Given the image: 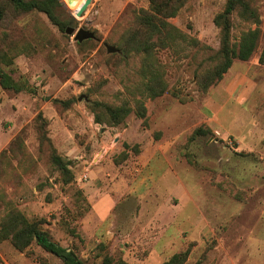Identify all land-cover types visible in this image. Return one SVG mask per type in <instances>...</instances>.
I'll return each mask as SVG.
<instances>
[{
  "label": "rangeland",
  "instance_id": "obj_1",
  "mask_svg": "<svg viewBox=\"0 0 264 264\" xmlns=\"http://www.w3.org/2000/svg\"><path fill=\"white\" fill-rule=\"evenodd\" d=\"M251 1L259 15L256 50L247 60L234 59L222 77L204 92L196 86L195 72L209 64L208 57L218 48V29L212 19L225 0H189L168 18L187 42L157 51L167 90L153 99H144V124L129 113L117 126L94 123L86 105L92 99L115 105L128 99L132 104L129 92L137 93V57L130 55L107 65L101 53H108L106 45L115 47L134 12L147 8V0H94L79 17L73 15L66 1L63 4L60 0L59 14L74 21L71 27L96 31L95 39L81 45L42 13L22 17L18 26L29 41L38 40L40 44L33 52L17 55L12 64L14 79L26 81L33 91L13 93L0 88V152L16 134H20L24 148V153L16 150L18 160L11 159V166H0V198L9 196L28 218L44 217L43 227L61 245L77 243L80 237L78 255L86 264H99L92 239L81 232L80 218L68 221L76 237L60 226L63 208L73 213L74 189L83 191L94 177V186L102 195L107 193L117 199L112 225L127 223L143 187L119 199L122 189L112 190L111 185L117 181V174L136 176L139 151L145 147L150 152L156 146L159 155L150 160L145 171L161 170L162 175L148 183H157V193L170 192L172 207L180 206L173 194L182 190L188 197L183 200L184 207L179 208L180 214L177 212V220L170 224V235L161 232L160 256L187 248L182 264H264V65L257 62L264 43V0ZM231 22L233 40L246 25L236 16L231 17ZM4 31L0 28V37ZM191 39L197 43H188ZM71 97V106L57 114L55 100ZM37 112L47 120L46 135L57 153L70 161L68 167L74 176L71 185L58 182L47 150L38 143L34 125ZM199 125L208 132L188 140ZM120 152H125L127 158L115 165L112 159ZM82 174H86L85 180L80 179ZM1 209L0 202V215ZM115 227L111 229L120 238V246H116L117 242L111 246V239L107 250L121 257L124 242ZM147 229L145 235L135 230L129 236L132 257L138 264L161 263L166 259H144L161 227L151 220ZM169 238L170 244H165ZM27 253L14 250L7 241L0 242V262L2 257L8 264H39L36 257L41 256L46 264H60L35 245ZM135 260L127 258L125 262Z\"/></svg>",
  "mask_w": 264,
  "mask_h": 264
},
{
  "label": "trees",
  "instance_id": "obj_2",
  "mask_svg": "<svg viewBox=\"0 0 264 264\" xmlns=\"http://www.w3.org/2000/svg\"><path fill=\"white\" fill-rule=\"evenodd\" d=\"M189 0H147V8L137 9L131 21L126 25L115 42V51L101 53L105 64H115L127 59L128 56L137 57L136 68L137 83L135 91L129 92L132 104L125 99L120 104L108 103L92 99L86 105L92 114V121L96 124L106 126H117L124 122L129 113L146 121L144 99H153L167 90V81L164 76L163 66L159 63L157 51L177 47L181 42H187L185 35L174 25L169 23L168 18L176 15L177 11ZM65 2V1H64ZM60 3L58 0H0V28L5 31L0 37V88L13 93L21 91L32 92L33 88L26 81L14 79L12 76V64L14 58L19 54H26L37 50L40 42L29 41L17 22L24 16L33 13H42L58 27L60 31L67 26L71 27L74 21L69 18H61L59 14ZM236 16L246 27L241 30L237 39H231L232 28L231 17ZM214 26L218 29V48L208 57L209 64L195 72V83L199 90L205 91L209 86L216 83L222 74L231 65L234 59L247 60L257 48L259 38V15L251 0H225L221 11L217 12L212 19ZM254 25V27H250ZM73 28V27H72ZM94 37L76 42L77 45L91 41L96 38V31L91 30ZM188 43L194 45L196 40L191 39ZM106 49V48H105ZM120 50V54L117 53ZM257 62L264 65V43L262 44ZM74 102V97L55 100L57 114H61ZM35 128L39 145H44L50 164L58 173V182L62 186L71 185L74 176L69 169V160L63 159L47 137V120L40 112L35 115ZM208 132L201 125L193 128L188 140ZM157 133L155 134V136ZM126 146V145H125ZM24 153L20 134H16L10 140L7 148L0 152V166L5 163L11 166L10 160H18L16 150ZM136 152V150H135ZM127 158L125 152H120L112 161L115 165ZM0 168V177H1ZM74 200L72 201L73 213L67 207L63 208V216L58 221L62 228L72 237H76L73 227H68V221L81 218L89 209V205L81 191L74 189ZM2 214L0 215V242L7 241L10 246L28 255L29 247L35 245L44 252L56 257L60 264H86L78 255L77 245L69 244L62 246L54 241L49 231L43 227L46 220L44 217L28 218L13 203L9 196L1 197ZM81 241L80 237H77ZM108 245L104 241L95 244V256L99 257V264H127L120 256L111 255ZM188 249L171 254L160 264H182L187 257ZM39 264H46L41 257H36Z\"/></svg>",
  "mask_w": 264,
  "mask_h": 264
},
{
  "label": "crops",
  "instance_id": "obj_3",
  "mask_svg": "<svg viewBox=\"0 0 264 264\" xmlns=\"http://www.w3.org/2000/svg\"><path fill=\"white\" fill-rule=\"evenodd\" d=\"M158 147H154L150 152L145 149V147H142L141 150L138 153L137 161L139 164V167H135V170H137L138 174L136 176H130L129 178H126V174H117L116 179L118 181V178L120 181L113 182L111 185V189H122L121 192H118V198L120 199L122 194H130L134 195L139 191L141 187L142 191L136 195L137 197V208L134 211L132 215L129 216V221L127 223H120L121 225H112L113 219H112V212L114 210V205L116 203L115 198L112 197V195L105 193L102 195V192L99 190V188L95 185L94 182V174L92 175L93 179H91V182H87L85 187L83 188V195L85 196V199L89 205V209L87 212L80 218V229L81 232L87 236H89L91 240V244L95 246L96 243L100 241H104L105 243L109 242L112 239L111 246L114 245L115 242L116 246H120L118 242L120 241V238H117L113 234V231L111 228L116 229V233L119 237L123 238V244L122 247H120V255L121 258L126 261L127 258L130 260H135L132 257L133 251H131V243L128 245L129 236L132 235L133 231L143 232V234L148 230V224L151 220H154V223H157L161 227V231H159L157 238L153 241L151 249L148 251V255L144 258L145 260H157L159 258L161 259H167L169 256H160V253L162 251V243H159V237L162 235L161 232L164 230V233L167 234L168 230L172 227L171 222L173 220H177V212H179L182 209H179L180 207H184V203L186 201H183L184 199H188V197L185 195V193L180 190V193L178 192L173 194L172 196L178 198L179 208L177 206L172 207V203H170V192H162V190H158V193L154 188H156L157 183L155 182H149L150 180L157 181L162 175V171H158L157 173L151 172V171H145L147 166L149 167V162L153 157H156L159 155ZM153 163V162H152ZM105 171V170H104ZM104 171H102L101 176L104 175ZM117 171V170H116ZM118 173V172H116ZM89 176V175H88ZM129 180V181H128ZM125 185V187L123 186ZM122 186V187H121ZM98 189H97V188ZM144 191L143 194H141ZM117 192V191H115ZM181 198V200H180ZM164 214V215H163ZM162 219H165L168 222L161 221ZM158 221V222H157ZM200 224V216L198 217V222ZM195 226V222H194ZM119 229V231H117ZM122 229V230H121ZM121 230V231H120ZM176 230V229H174ZM145 231V232H144ZM149 231V230H148ZM175 234V231H173ZM145 235V234H144ZM170 235V234H167ZM124 236V237H123ZM162 237V236H161ZM172 238H169V241H166L165 244H170V240ZM78 243V241L76 240ZM77 243L74 244L78 245ZM71 244V243H70ZM62 245V246H68ZM24 254V253H23ZM1 260H3V263L8 264L4 258L1 257ZM164 261V260H163ZM128 264V263H127ZM130 264H138L136 263H130ZM139 264H144L142 261H140ZM150 264V263H148ZM160 264V263H158Z\"/></svg>",
  "mask_w": 264,
  "mask_h": 264
},
{
  "label": "water",
  "instance_id": "obj_4",
  "mask_svg": "<svg viewBox=\"0 0 264 264\" xmlns=\"http://www.w3.org/2000/svg\"><path fill=\"white\" fill-rule=\"evenodd\" d=\"M58 1H59V3H61L60 0H58ZM89 1L90 0H83L82 1V3L78 6V8H77V10L75 12L76 16H79L81 14V12L88 5ZM67 3L68 4H73L74 0H67ZM64 32L66 34L72 35L73 36V40L76 41V42H80L82 40L94 37L93 32L91 30L85 29V28H82V27L74 29L72 27L67 26L65 28ZM105 48H106V51L108 53L114 52L116 50L113 46H110V45H106Z\"/></svg>",
  "mask_w": 264,
  "mask_h": 264
},
{
  "label": "built area",
  "instance_id": "obj_5",
  "mask_svg": "<svg viewBox=\"0 0 264 264\" xmlns=\"http://www.w3.org/2000/svg\"><path fill=\"white\" fill-rule=\"evenodd\" d=\"M82 1H83V0H82ZM82 1H81V3H82ZM93 2H94V0H90L89 3H88V5L85 7V9H84L82 12H85L89 7H91V5L93 4ZM81 3H80V4H81ZM80 4H79V5H80ZM82 12H81V13H82ZM73 15H74V14H73ZM80 15H81V14H80ZM80 15H79V16H80ZM74 16H76V15H74ZM79 16H76V17H79ZM80 179H81V180H82V179L85 180V179H86V174H82L81 177H80ZM0 264H5V263L0 262Z\"/></svg>",
  "mask_w": 264,
  "mask_h": 264
},
{
  "label": "bare ground",
  "instance_id": "obj_6",
  "mask_svg": "<svg viewBox=\"0 0 264 264\" xmlns=\"http://www.w3.org/2000/svg\"><path fill=\"white\" fill-rule=\"evenodd\" d=\"M65 1H66V3H67V0H65ZM79 1H80V0H74V3H73V4H69V5H74V4H75L74 6H69V5H67L68 3H67V4L65 3L66 6L70 9V11H71L74 15H75V11L77 10V8H78V6H79V4H78V6H76L77 3H80V2H81V1H80V2H79ZM62 2H63V0H62ZM63 4H64V2H63ZM75 6H76V7H75ZM70 7H72V8H70ZM73 7H74V8H73ZM72 10H75V11H72Z\"/></svg>",
  "mask_w": 264,
  "mask_h": 264
}]
</instances>
